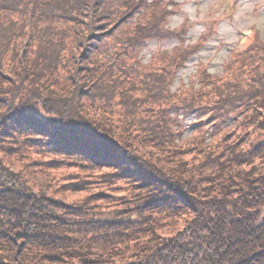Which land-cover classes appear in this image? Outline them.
<instances>
[{"label":"trees","instance_id":"obj_1","mask_svg":"<svg viewBox=\"0 0 264 264\" xmlns=\"http://www.w3.org/2000/svg\"><path fill=\"white\" fill-rule=\"evenodd\" d=\"M178 6L0 0V264H264V44L172 90Z\"/></svg>","mask_w":264,"mask_h":264},{"label":"rangeland","instance_id":"obj_2","mask_svg":"<svg viewBox=\"0 0 264 264\" xmlns=\"http://www.w3.org/2000/svg\"><path fill=\"white\" fill-rule=\"evenodd\" d=\"M174 2L179 6L174 14L168 16L164 26L170 30L185 26V33L181 36L184 47L197 46L199 38L209 36L199 47L198 52L178 71L172 90L176 89L180 82L187 83L200 65L210 74L221 75L223 66L228 64V59L232 55L231 51H242L246 48L243 42L249 39L251 30L257 29L259 39L264 44V0H174ZM169 7L167 5V8ZM177 44L178 41L173 38L163 41L150 40L141 48L138 56L147 63L154 52L170 50ZM34 113L41 119L46 117L40 109H34ZM173 118L175 120V117ZM197 119V115H190L179 116L177 121L175 120L173 130L178 128L181 132L179 138L176 137L178 142L190 139ZM233 119L234 115L228 116L224 125L231 124ZM208 140L207 138L206 141Z\"/></svg>","mask_w":264,"mask_h":264}]
</instances>
